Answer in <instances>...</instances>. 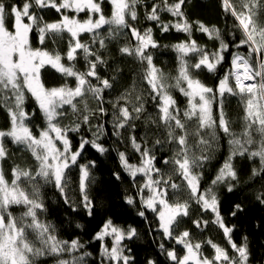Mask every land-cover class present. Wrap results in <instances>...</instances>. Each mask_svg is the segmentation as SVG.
<instances>
[{
  "label": "snow or ice",
  "instance_id": "6c2138e0",
  "mask_svg": "<svg viewBox=\"0 0 264 264\" xmlns=\"http://www.w3.org/2000/svg\"><path fill=\"white\" fill-rule=\"evenodd\" d=\"M104 3L0 0V109L8 117V124L0 127V264H89L92 253L83 250L85 244L78 237L60 238L57 226L45 217L49 199L62 200L73 213L94 214L96 203L89 192L96 182L92 172L96 162L85 160L84 153L90 146L101 156L107 154L110 149L103 141L109 137L125 146V151L119 147L111 151L136 189L125 196V203L148 224V235L156 243L157 255L146 257L145 264H250L248 237L239 244L233 240L235 225H226L216 188L226 185L231 192L239 182L236 157L258 160L251 178L264 180V0H222L225 15L233 18L230 27L225 22L231 41L215 26L190 22L185 11L188 0L150 4L149 0H108L110 15H105ZM139 6L145 8V21L155 22L154 26L143 30L136 26ZM50 10L58 14L53 21L45 16ZM82 13L86 18H80ZM161 13L174 19L164 22ZM154 27L162 33L174 29L187 35V40L163 46L176 54L174 75L155 63L152 50L161 46L153 38ZM194 30L218 41L215 50L199 45ZM33 35L38 47L33 46ZM110 46H118L119 58L131 59L138 70L126 77ZM229 57L230 69L215 89L198 78L205 70L217 73ZM46 66L60 74L62 84L45 86ZM173 90L187 98L186 107H180ZM226 95L238 97L242 106L239 133L233 131L225 111ZM89 100L95 107L89 106ZM37 110L42 123H34ZM69 115L71 122L64 124ZM140 125L144 131L138 136ZM221 132L229 154L203 187V169L219 147ZM73 134L79 135L78 143L73 142ZM9 144L21 154H30L31 160L21 155L22 162L17 163ZM129 146L138 163L130 162ZM166 150L171 154L162 155ZM77 170L78 188L72 178ZM113 175L121 179L120 173ZM255 199L264 205V191L257 192ZM193 206L213 216L211 221L192 219L196 229L203 232L209 223L216 225L228 247L210 238L195 240L188 228L180 230L185 218L191 219ZM240 211L242 206L236 204L231 215ZM105 237L112 238L110 247ZM139 238L135 227L106 220L93 237L100 242V264H136L125 241ZM206 246L211 256L206 255Z\"/></svg>",
  "mask_w": 264,
  "mask_h": 264
},
{
  "label": "trees",
  "instance_id": "16d2710c",
  "mask_svg": "<svg viewBox=\"0 0 264 264\" xmlns=\"http://www.w3.org/2000/svg\"><path fill=\"white\" fill-rule=\"evenodd\" d=\"M152 0H149V4ZM186 15L190 22L200 21L210 29H220L222 35L227 41H231L233 37L227 35L225 32V22L227 20L230 27L233 22V18L229 15L226 16L222 8V0H188L185 7ZM105 15H110L111 5L108 0L104 3ZM145 8L143 6L138 7V20L135 22L136 26L143 30L144 27L154 26L155 22L145 21L144 19ZM48 21H53L57 18L58 14L55 10H50L45 13ZM80 18H86L85 14H80ZM161 19L167 22L172 18L168 13H161ZM237 39L239 33H236ZM153 38L161 46L154 52L155 63L162 67L165 72H171L175 74L176 69V54L171 48L165 49L164 45H172L183 40H187L185 33H178L174 29L169 32L162 33L159 29L154 27ZM85 39L87 35L85 34ZM193 39L196 42L205 47L207 50H215L218 45V41L209 39L208 35L202 32L193 31ZM33 46L38 47V41L35 35L32 37ZM118 46H110V53L116 58L120 67L123 69L125 76H129L132 71L138 70V65L131 59H120L117 53ZM245 50V49H241ZM236 51V49H233ZM246 51V50H245ZM109 53H105V58H108ZM83 69V62L79 65ZM115 65H113L114 67ZM230 69V57L225 60L221 66H218L217 73H209L206 70L197 74L198 78L207 86L216 88L219 79ZM103 69H101V75H105ZM110 74V73H108ZM42 82L48 88L59 86L63 83V80L59 73H57L50 66H46L45 70H42ZM129 80H124L123 83H129ZM74 83V81H73ZM230 85L234 86V80H230ZM173 95L179 101L180 107L184 108L187 104V98L182 96L178 91L173 90ZM89 106L95 107L94 101L89 100ZM215 108V105H214ZM32 110V105L29 103L28 109ZM225 111L228 113L229 119L232 121L233 131L239 133L243 126V109L239 103L238 97L226 95L225 99ZM72 120L71 115L63 120L64 124H69ZM34 123H42V120L38 114ZM95 123V121H93ZM8 124V117L6 112L0 109V127ZM191 127L194 129L195 124L192 123ZM144 131L143 125H140L137 129V135L139 136ZM84 135L91 136L87 130ZM125 137L127 133H124ZM219 147H217L213 153V158L205 164L203 169L202 185L207 187L211 180L217 174L220 166L224 162L225 158L229 154V145L227 138L223 133H219ZM154 138V137H153ZM79 135L73 134V142L78 143ZM194 142V141H191ZM104 145L110 149V151L101 156L90 146H87V150L84 153L85 160H94L96 167L92 170L93 175L96 177V182L90 187V196L96 203V210L92 216H88L83 210L73 213L67 206L63 204L61 200L59 203L52 199L48 200L49 212L45 219L50 220L57 226L58 234L60 238L71 240L79 238L81 242L85 244V251L91 252L92 256L88 257L89 264H100L99 252L100 242L93 239L95 234L100 231L106 220L111 219L114 224L127 228L129 225L135 227L140 233L139 239L132 241H125L128 246L133 250L136 258V264H145L146 257H153L157 255L156 243L148 235V224L143 218L137 215V210L125 203L126 195H133L136 189L132 187V179L129 175L123 171L120 167V163L115 151H111L113 147H119V150L125 151L123 144H114V138L109 137L104 139ZM11 151L16 152L13 159L17 163H21V155H23L29 161L31 160L30 154H21L14 146L9 144ZM127 154L131 156V163H138V156L132 153L130 146L128 147ZM167 150L162 155H170ZM199 154V152H197ZM12 164V161H8L5 164V169L8 170ZM234 165L238 172V183L235 184L233 191L229 192L226 185H220L216 188L219 197L220 213L224 218L226 225H235L234 232L232 234L233 240L239 244L242 241V237L245 235L248 237V243L250 247V264H264V205H261L255 199L257 192L264 191L262 184L264 180L259 177L251 178V171L253 166L259 165V161H249L246 157H236L234 159ZM120 173L121 179L117 180L113 173ZM74 180L73 187L78 188V170L72 174ZM141 181L142 177L139 178ZM235 183V182H234ZM146 194V190H145ZM48 195H53V190L48 191ZM72 195V193H70ZM240 204L243 211L237 213L235 217L231 215L234 211V206ZM149 220H152L153 214L147 213ZM203 218L211 221L213 216L211 213L201 214L198 209L193 206L191 212V219L185 218L186 223L180 225V230L188 228L192 231L195 240L212 239L214 242L228 247L227 241L223 236L222 230L216 225L209 223L204 228L203 232L196 229L195 225L191 223L192 219ZM79 223L82 227L76 228V224ZM105 243L110 247L111 243L105 240ZM230 251V249H229ZM206 255L211 256L212 250L210 247H205ZM162 260L163 257H160Z\"/></svg>",
  "mask_w": 264,
  "mask_h": 264
},
{
  "label": "rangeland",
  "instance_id": "374dc122",
  "mask_svg": "<svg viewBox=\"0 0 264 264\" xmlns=\"http://www.w3.org/2000/svg\"><path fill=\"white\" fill-rule=\"evenodd\" d=\"M108 239V241L111 243V237H105V240H107Z\"/></svg>",
  "mask_w": 264,
  "mask_h": 264
}]
</instances>
